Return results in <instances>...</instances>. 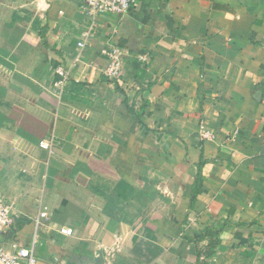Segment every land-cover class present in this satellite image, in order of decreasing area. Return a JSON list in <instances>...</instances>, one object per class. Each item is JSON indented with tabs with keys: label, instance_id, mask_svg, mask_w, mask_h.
Listing matches in <instances>:
<instances>
[{
	"label": "crops",
	"instance_id": "1",
	"mask_svg": "<svg viewBox=\"0 0 264 264\" xmlns=\"http://www.w3.org/2000/svg\"><path fill=\"white\" fill-rule=\"evenodd\" d=\"M0 199L36 264H264V0H0Z\"/></svg>",
	"mask_w": 264,
	"mask_h": 264
},
{
	"label": "built area",
	"instance_id": "2",
	"mask_svg": "<svg viewBox=\"0 0 264 264\" xmlns=\"http://www.w3.org/2000/svg\"><path fill=\"white\" fill-rule=\"evenodd\" d=\"M79 11L88 16L91 20H95L98 16L112 14L116 16H125L137 5L139 0H78ZM83 43H78V47L82 48ZM108 68L106 69V76L110 79H117L120 76L122 67V54L119 50H112L108 54ZM58 76L55 86L63 90L68 78L69 72L62 67L56 68ZM202 136L208 134L207 131L201 130ZM40 148L52 151L49 142L42 141L39 143ZM12 225V215L10 207L2 202L0 199V264H36L35 256V238L30 247L11 245V251H8L3 241V234ZM40 225L36 222V228ZM60 234L70 237L73 235V230L68 227H60Z\"/></svg>",
	"mask_w": 264,
	"mask_h": 264
},
{
	"label": "water",
	"instance_id": "3",
	"mask_svg": "<svg viewBox=\"0 0 264 264\" xmlns=\"http://www.w3.org/2000/svg\"><path fill=\"white\" fill-rule=\"evenodd\" d=\"M103 263V255L101 251H97L95 253V257L93 258L90 264H102Z\"/></svg>",
	"mask_w": 264,
	"mask_h": 264
}]
</instances>
